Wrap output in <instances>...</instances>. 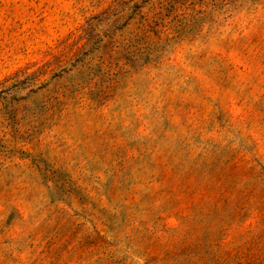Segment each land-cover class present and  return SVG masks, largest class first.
Returning a JSON list of instances; mask_svg holds the SVG:
<instances>
[{"label": "rangeland", "instance_id": "374dc122", "mask_svg": "<svg viewBox=\"0 0 264 264\" xmlns=\"http://www.w3.org/2000/svg\"><path fill=\"white\" fill-rule=\"evenodd\" d=\"M0 264H264V0H0Z\"/></svg>", "mask_w": 264, "mask_h": 264}]
</instances>
